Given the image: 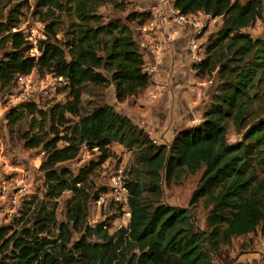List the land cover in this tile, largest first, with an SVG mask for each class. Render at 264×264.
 I'll list each match as a JSON object with an SVG mask.
<instances>
[{
	"label": "trees",
	"instance_id": "1",
	"mask_svg": "<svg viewBox=\"0 0 264 264\" xmlns=\"http://www.w3.org/2000/svg\"><path fill=\"white\" fill-rule=\"evenodd\" d=\"M106 1L112 0H37L38 15L45 7L70 15L58 39L54 11L45 14V37L37 40V55L30 52L28 35L15 29L14 19L0 22L1 40L8 45L0 57V94L32 71L67 82L64 101L23 102L5 115L11 124L38 116L40 131L49 121L53 137L22 136L24 146H41L44 152L39 169L45 190L41 198L26 202L27 218L23 223L19 219L17 228L0 226V264H212L234 238L264 230V37L244 30L264 19V0H172L179 13L200 12L219 18L221 25L208 35L204 59L193 65L200 78L215 79L209 102L200 122L181 128L169 143L156 142L107 102L83 105L87 86L113 84L121 102L150 85L133 29L120 18L103 21L97 14ZM129 18L140 27L150 13L134 11ZM229 123L241 133L233 143L227 140ZM115 143L132 157L125 166L128 223L112 231L108 218L90 222V203L101 192L91 189L89 176L114 155L110 148ZM83 148L100 151L96 164L75 174L57 168L76 159ZM199 170L189 204L204 201L205 229L196 227L189 208L161 200L164 183L177 184ZM64 192L69 198L64 220L58 221L57 204Z\"/></svg>",
	"mask_w": 264,
	"mask_h": 264
},
{
	"label": "rangeland",
	"instance_id": "2",
	"mask_svg": "<svg viewBox=\"0 0 264 264\" xmlns=\"http://www.w3.org/2000/svg\"><path fill=\"white\" fill-rule=\"evenodd\" d=\"M244 1L245 0H239V2ZM36 2L37 0H0V22L6 24L10 19H14V23L16 24L15 29L21 30L25 35H29L31 30H34L37 34L43 32L45 25L43 19L46 17L45 14H47L49 10H52L54 11V16L59 21L57 38L62 39L70 15L63 13V11L58 8L47 9L46 7L40 9L42 15H38L35 13L37 8ZM18 4L19 6H17ZM142 6L145 8V10H142L143 12H149L147 8L149 6ZM134 7L135 4L131 2V0L106 1L103 5L98 7L97 14L101 15L103 21L112 18H120L126 22L133 29L137 43L139 44L142 39L140 30L137 27L138 25L135 24L136 21H131L129 14L134 11H142H139V9L134 10ZM13 8H17L19 13L13 11ZM220 25L221 20L219 18H217L215 22L208 24L207 28H205V39H208L209 34L215 33ZM244 30L250 33L254 38L264 37V20L257 23L254 27L245 28ZM2 35L3 34L0 32V57L7 51L8 47V45H5L1 40ZM37 37L38 36L35 35L36 40L39 39ZM35 75H37V73L34 71L31 77L34 79L38 76ZM195 76H197L196 73ZM197 77L206 82V85L204 84L203 86H206V89H208L209 96L204 104L205 108L216 82L214 78L209 76ZM63 88L64 87L60 90H63ZM4 93L0 94V99ZM143 93L146 95V89ZM63 98L64 93H62L60 100L63 101ZM134 99V96H130L121 102L116 101L113 84L109 83L97 88L87 86L86 91L82 94L83 105L86 107L90 105L87 104L89 102L101 100L113 105L115 108L121 106L126 108V106H131L136 103ZM44 109L47 110V107H44ZM5 111V109L0 110V226L10 225L15 229L27 218V216L24 215V212L27 210L25 207L26 202L30 198H41L45 190L43 183L44 173L39 169L40 162L44 157V155L40 154L42 151L41 146L36 148L24 146L22 136L26 132H29L30 134H46L47 139H50L53 135L50 134L49 131V121L47 123H42L44 126L40 131L38 128L39 124L37 123V120H39L38 116H23L16 123L11 124L5 118L9 110ZM59 130L62 131L64 128L61 126ZM62 134L63 132L59 135ZM240 139L241 133H238L231 123H229L227 130L228 142L233 143ZM59 144H62V142ZM121 148L116 146L115 149H112V147L110 148L114 155L108 159L107 166L103 167L102 164L95 166L93 172L89 176V185L93 191L103 193V190L106 189L104 192H108L109 171L120 163L124 166L129 163L132 154L125 151L123 147ZM99 153V150H87L83 148L76 159L58 164L57 168L66 167L75 174L82 168H88L96 164V162H98ZM200 175L201 170L197 171L195 174L184 176L177 184L164 183L161 200L170 205L189 208L196 227L205 229V219L208 209L205 208L204 201L200 199L193 205L189 204L192 192L199 184ZM12 196L16 197L15 203L11 200ZM68 198L69 193L64 192L58 201L56 210L58 221L64 220V206ZM122 215L123 212L113 205H111L110 208H105L104 211H98L97 207L93 205V202H91L89 206V219L91 222L93 220L98 222L108 218L110 223L112 222V231L113 228H117L118 223L121 225L122 222H126L127 217H123ZM19 219H21V222ZM113 222L117 225H113ZM75 237L74 235V238ZM252 243H254L253 247L249 248ZM257 251L264 252V230L261 229H258L257 233L248 237L234 238L230 245L223 247L221 252L214 256L212 264H234L237 263L238 260H246V257H249L251 254H254L258 261L259 255H256Z\"/></svg>",
	"mask_w": 264,
	"mask_h": 264
},
{
	"label": "built area",
	"instance_id": "3",
	"mask_svg": "<svg viewBox=\"0 0 264 264\" xmlns=\"http://www.w3.org/2000/svg\"><path fill=\"white\" fill-rule=\"evenodd\" d=\"M141 1L145 0H131V2L135 4L134 10H145L140 4ZM148 1L151 2L149 7H147L150 13V19L146 20V22L138 27L142 38L139 46L144 54H147V59L144 60L142 66L143 72L147 74L150 81V85L146 88V96L148 100L155 102L161 99L166 91V85L159 80L160 65L164 50L172 39L170 36L172 33H169V35L165 37L159 35L164 32L163 30H171L173 28H178L186 33L184 52L190 65L189 68L195 72L193 65L199 64L205 57L207 48L205 28H207L208 24L215 22L217 18H211L200 12L194 14H181L174 8L172 0ZM35 35H37L39 39L45 37L43 32L36 34L34 30H31L27 39L33 44V48L30 50L32 55H37V40L35 39ZM33 72L34 71L27 75L17 77L16 86L12 88L13 90L5 92L1 97L0 110L5 109L8 111L23 102H33L35 104L48 100L51 102H61L60 97L64 91L60 89L62 87L65 88L67 82L62 77H55L52 74H45L43 76L35 75L37 77L33 79L31 77ZM190 92L194 97H200L202 94L201 91L194 88V86L190 87ZM64 98L62 99L63 101ZM93 150H96V148ZM40 154L43 155L44 152L41 151ZM107 164V161H105L102 163V166L105 167ZM126 178L125 166L122 163L114 166L109 171L108 192L99 194L98 198L93 201V205L97 207L98 211H104L109 203H113L121 208L123 211L122 216H126L127 220L125 223L122 222L121 225L118 223L117 228L126 226L129 219V189L126 185ZM11 200L15 203L16 197L12 196ZM91 223H96V221L93 220ZM113 225L117 224L113 222ZM117 228H113V230ZM111 229L112 225L110 230Z\"/></svg>",
	"mask_w": 264,
	"mask_h": 264
},
{
	"label": "crops",
	"instance_id": "4",
	"mask_svg": "<svg viewBox=\"0 0 264 264\" xmlns=\"http://www.w3.org/2000/svg\"><path fill=\"white\" fill-rule=\"evenodd\" d=\"M150 3L148 0L140 2L141 6H149ZM163 31L159 36L165 37L172 33L170 35L172 39L164 50L160 65L159 80L166 85L163 97L151 102L142 92L134 96L135 104L126 108L116 107V110L143 127L156 142L169 143L181 128L200 122L209 94L206 86H203L206 82L195 76V72L189 68L184 52L186 33L178 28ZM146 59L147 54H144V60ZM191 86L201 91L200 97L192 95ZM115 146L122 147L115 143L111 146L112 149H115ZM254 243L250 244L249 248H252ZM256 255H259L258 261L256 256L251 254L246 260L238 262L264 264V252L257 251Z\"/></svg>",
	"mask_w": 264,
	"mask_h": 264
}]
</instances>
